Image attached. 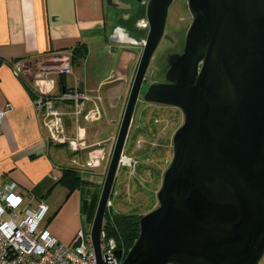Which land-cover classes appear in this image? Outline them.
<instances>
[{"label": "water", "instance_id": "water-1", "mask_svg": "<svg viewBox=\"0 0 264 264\" xmlns=\"http://www.w3.org/2000/svg\"><path fill=\"white\" fill-rule=\"evenodd\" d=\"M175 0H136L148 27L90 226L96 264L134 108ZM109 7L130 4L106 0ZM190 23L180 53L166 54L164 82L144 101L174 106L183 123L173 156L120 264H258L264 250V0H186ZM146 23V24H145ZM116 40L123 29L116 27ZM89 192V191H88Z\"/></svg>", "mask_w": 264, "mask_h": 264}, {"label": "crops", "instance_id": "crops-1", "mask_svg": "<svg viewBox=\"0 0 264 264\" xmlns=\"http://www.w3.org/2000/svg\"><path fill=\"white\" fill-rule=\"evenodd\" d=\"M120 1L131 8H112L106 0H0V109L6 104L13 107L0 122V181L16 182L30 201L50 197L54 176L59 177L65 167L57 163V153L68 147L49 142L46 121L33 104L36 78L21 69L30 63L39 66L52 61L57 54L71 53L84 44L87 53L72 65L73 72L65 75V85L91 96L100 95L97 105L104 119L94 123L80 119L78 127L89 145L108 140L115 127L110 125L107 111L116 107L117 100L127 99L133 74L130 70L135 72L138 48H142L137 42L148 32L144 9L133 0ZM116 27L123 29L118 40L114 39ZM49 78L55 83V91L62 86L60 75L50 73ZM92 105L85 102V107ZM61 107L71 111L70 104ZM63 121L65 136H74V117L67 114ZM70 156L69 150L68 162ZM80 199L76 191L68 202L73 212L72 222H67L68 232L54 225L48 227L62 243H69L81 227Z\"/></svg>", "mask_w": 264, "mask_h": 264}, {"label": "built area", "instance_id": "built-area-1", "mask_svg": "<svg viewBox=\"0 0 264 264\" xmlns=\"http://www.w3.org/2000/svg\"><path fill=\"white\" fill-rule=\"evenodd\" d=\"M144 43L140 45L143 47ZM70 59V53H59L51 61L53 64L50 68L38 71L41 77H36L33 104L46 121L49 142L67 145L72 158L70 167L76 169L82 179L87 177L90 180V175L107 156V145L106 142L87 144L78 121L83 119L94 123L101 120L104 113L97 105L101 99L99 94L91 96L77 87L61 86L55 91V83L48 74H71ZM15 73L19 74L18 69H15ZM87 101L93 105L85 107ZM63 104H70L71 111L62 110ZM12 109L11 104L0 109V122ZM67 114H71L75 120L76 130L72 137L64 134L63 117ZM110 154L111 149L108 157ZM110 205L109 200L106 210H109ZM48 211V204L43 197L30 201L16 182L9 179L0 181V264H96L90 227L81 226L69 243H62L43 224ZM116 250L120 249L116 247L115 241L107 239L102 229L101 251L111 258L112 264L121 263L114 255ZM120 251L123 254V250ZM258 264H264V250Z\"/></svg>", "mask_w": 264, "mask_h": 264}, {"label": "rangeland", "instance_id": "rangeland-1", "mask_svg": "<svg viewBox=\"0 0 264 264\" xmlns=\"http://www.w3.org/2000/svg\"><path fill=\"white\" fill-rule=\"evenodd\" d=\"M189 23L190 14L186 8V0H175L168 8L165 31L167 32L169 29L182 31L185 27L187 28ZM143 41H145V39L139 40L138 45L141 46L140 43ZM164 43V40H161L155 50L146 72V78L149 70L154 67L156 57L158 53L161 52ZM138 51L140 56L142 48H138ZM52 64L51 61L42 62L39 66L30 63L22 68L21 71L24 70L28 76L32 75V77L38 78L41 77L38 71L44 68H50ZM133 70L134 68L130 70V73H133L130 78V83L134 75V72H132ZM48 76L50 77V73ZM68 79L70 82L72 76L70 75ZM145 89L146 83L144 81L134 108L123 148L122 157L124 160H127V162L123 161L119 166L113 192L110 197L111 200L109 199L111 201L110 209L113 213L135 212L143 216L158 206L156 194L161 186L163 173L169 166L173 156L172 136L183 123V114L180 109L174 106L144 101L142 94ZM125 103L126 100L125 97H123L121 100H117L116 107L112 109L111 112H109L110 109L108 111L106 110L109 117L108 119H110L109 123L112 127H115V130L113 136L108 138V140L98 142H106L107 156L102 160L101 165L94 170V173L90 175V180H87V177L86 179L81 178L83 183H90L87 184L92 187H90L92 192H94V189H97L100 184H103L110 158L108 157V153H110V149L112 151L111 147L117 135ZM103 119L104 116L101 120ZM68 154L69 150L66 147H62L57 153L58 158H60L57 163L65 167L69 165L70 167L72 165V158L70 156V161L68 162ZM54 170V173L58 174L56 167H54ZM54 178L55 180L58 179L56 176H54ZM75 192L68 195V191L64 186L59 183L54 184V188L51 192L52 194L46 201L49 211L44 218L43 224L48 223V219L52 218L48 223V227L53 228L52 226L54 225L59 229L61 228L64 232H68V223L70 224L72 222L73 217V212L68 202H70L71 198L75 197ZM86 200L89 202V199ZM54 213L55 215L52 217Z\"/></svg>", "mask_w": 264, "mask_h": 264}, {"label": "trees", "instance_id": "trees-1", "mask_svg": "<svg viewBox=\"0 0 264 264\" xmlns=\"http://www.w3.org/2000/svg\"><path fill=\"white\" fill-rule=\"evenodd\" d=\"M86 53L87 50L84 44L77 45L70 53L71 65L78 63L82 58L85 57ZM60 77V83L62 87L66 88L65 75H61ZM56 183H59L64 186L68 191V195L75 191H79V193L81 194L79 204L80 215L82 218L81 226L86 228L90 227L94 217L102 184H100V186L97 189H94V192H92V187L87 184L89 182L83 183L81 181V176L78 171L72 167L62 168L60 176L58 177V179L55 180V184ZM85 198L89 199V202ZM54 215L55 213L52 215V217H54ZM141 216V214H137L135 212L113 213L111 212L110 208L109 210L105 211L102 226L103 232L105 233V237L107 239H113L115 241L116 247L118 249L123 250V257L127 254L128 250L131 248V246L139 236V220ZM51 220L52 218H49L48 223ZM86 222H88V224H86ZM48 223L45 224L47 228L49 225Z\"/></svg>", "mask_w": 264, "mask_h": 264}, {"label": "flooded vegetation", "instance_id": "flooded-vegetation-1", "mask_svg": "<svg viewBox=\"0 0 264 264\" xmlns=\"http://www.w3.org/2000/svg\"><path fill=\"white\" fill-rule=\"evenodd\" d=\"M185 29L186 27L182 29V31H179L177 29L176 30L169 29L166 32L164 30V34H167L168 37L162 38V40H164L165 43L163 45L161 52H159L156 57V60L154 62V67L148 72V76L145 79L146 87L153 81L164 82V74L165 71L167 70L166 54L180 53L182 51L184 44Z\"/></svg>", "mask_w": 264, "mask_h": 264}, {"label": "bare ground", "instance_id": "bare-ground-1", "mask_svg": "<svg viewBox=\"0 0 264 264\" xmlns=\"http://www.w3.org/2000/svg\"><path fill=\"white\" fill-rule=\"evenodd\" d=\"M123 161H124V162H127V160H124V159H123Z\"/></svg>", "mask_w": 264, "mask_h": 264}]
</instances>
